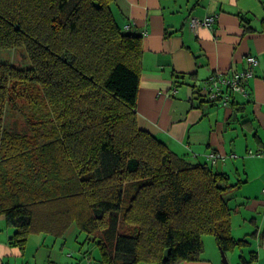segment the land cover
<instances>
[{
	"label": "trees",
	"instance_id": "16d2710c",
	"mask_svg": "<svg viewBox=\"0 0 264 264\" xmlns=\"http://www.w3.org/2000/svg\"><path fill=\"white\" fill-rule=\"evenodd\" d=\"M112 2L0 0V47H26L32 64L0 62V211L17 228L11 242L25 245L36 211V225L52 218L62 232L77 221L103 264L198 261L204 235L227 255L246 242L232 235L237 184L139 125L143 40L120 27ZM18 102L36 119L35 144L6 125Z\"/></svg>",
	"mask_w": 264,
	"mask_h": 264
},
{
	"label": "crops",
	"instance_id": "0c3cea01",
	"mask_svg": "<svg viewBox=\"0 0 264 264\" xmlns=\"http://www.w3.org/2000/svg\"><path fill=\"white\" fill-rule=\"evenodd\" d=\"M110 5L120 27L130 25L143 40L139 125L178 154L208 161L230 176L237 184L230 194L232 235L246 242L227 252L228 264H241V256L249 259L252 251L258 257L246 264H264V0H114ZM207 16H215L214 23L193 30L192 18ZM248 55L259 60L249 93H235L229 106L209 101L203 82L218 71L246 70ZM213 154L220 155L216 162ZM34 214L35 229L22 247L11 242L17 228L0 211V264H103L100 251L80 238L77 221L62 232L52 218L36 225ZM209 236L203 237L200 260L178 264H224Z\"/></svg>",
	"mask_w": 264,
	"mask_h": 264
},
{
	"label": "built area",
	"instance_id": "2783aa9c",
	"mask_svg": "<svg viewBox=\"0 0 264 264\" xmlns=\"http://www.w3.org/2000/svg\"><path fill=\"white\" fill-rule=\"evenodd\" d=\"M214 21L215 16H207L202 20L193 17L191 26L193 30H197L199 26L211 25ZM125 29H130V25H126ZM246 60L249 64L248 69L233 73L218 71L203 82L202 88L205 90L206 97L209 101H217L229 106L235 93H244L246 95L249 93L245 83L252 76L253 68L258 63V58L254 55H248ZM219 157V154H213V162H216Z\"/></svg>",
	"mask_w": 264,
	"mask_h": 264
},
{
	"label": "rangeland",
	"instance_id": "374dc122",
	"mask_svg": "<svg viewBox=\"0 0 264 264\" xmlns=\"http://www.w3.org/2000/svg\"><path fill=\"white\" fill-rule=\"evenodd\" d=\"M0 62H9L22 68L30 67L32 65L26 47L24 46L15 47V48L0 47ZM30 113H32L30 108L21 102H18L17 105H10L8 107L7 116H6V125L7 127L13 128L15 130H22L24 128L26 130V133L30 135L32 144H35L34 141H36V133H34L35 132L34 129L31 130L28 121L32 117L31 121H33V123H36L35 122L36 119H34L33 116H30L29 115ZM39 133H42V128H39ZM2 163H3V159L0 157V174L2 173V167H3ZM209 237L211 239H214L213 236H209ZM80 238L82 240H86V234L81 233ZM93 248H97V247H93ZM97 252L99 253L98 248H97Z\"/></svg>",
	"mask_w": 264,
	"mask_h": 264
},
{
	"label": "water",
	"instance_id": "95a60500",
	"mask_svg": "<svg viewBox=\"0 0 264 264\" xmlns=\"http://www.w3.org/2000/svg\"><path fill=\"white\" fill-rule=\"evenodd\" d=\"M221 253H222V256H223V262H224V264H228V259H227L226 253L224 251H221Z\"/></svg>",
	"mask_w": 264,
	"mask_h": 264
}]
</instances>
